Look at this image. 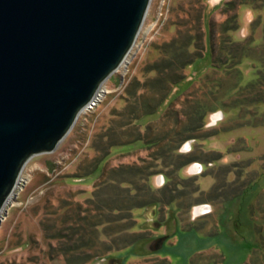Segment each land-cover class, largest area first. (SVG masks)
Instances as JSON below:
<instances>
[{
	"label": "rangeland",
	"instance_id": "1",
	"mask_svg": "<svg viewBox=\"0 0 264 264\" xmlns=\"http://www.w3.org/2000/svg\"><path fill=\"white\" fill-rule=\"evenodd\" d=\"M226 3L223 1L211 7L208 0H151L135 44L125 62L103 83L96 100L81 111L70 133L54 151L34 155L25 163L19 178L21 185L15 188L2 210L0 264H68L63 255H57L55 251V254L50 253L51 246L58 247L63 241L45 236L59 231L58 226H54L55 220L58 216L62 219L66 211L62 209V212H57L58 207L68 202L85 207V200L91 197L104 167L140 163L142 158L150 154L156 159L158 150L166 142L162 141L149 150L144 149L141 140L116 145L94 173L80 178L85 173L86 163L96 155L92 148L93 139L109 126H114L119 119L118 114L124 112L126 103L130 101L131 90L135 88L134 82L144 77L143 69L147 64L160 57L158 47L175 36L179 28L186 29L187 21H192L191 18L195 19L202 13L207 42L210 41L214 55L207 52L187 69L188 73L196 69L203 75L184 94L195 97L202 95L204 104L220 105V110L226 115L219 119L217 126L211 127L214 124H211L213 120L210 118L207 128L198 129L195 135L199 139L192 153L207 159L213 154L210 151H220L225 154L228 163L240 160L237 159L239 154L241 160L250 162L243 179L245 185L242 184L236 195L230 194L232 190L228 185V197L215 204L211 215L198 219L182 217L176 203L165 206L154 203L137 208L134 210L137 221L133 229L116 233V222L106 229L100 227L99 239L91 252L83 248L77 254L81 253L84 257L91 255L90 261L82 264H103L98 256L109 259L104 264H111L114 257H118L123 264H165L160 259H166L168 264H264V125H261L264 124V110L258 105V100H253L254 95L258 97L260 89L251 91L245 86L254 77L253 59H262L261 55L264 54V38L260 29L256 32V38L253 31L247 30L249 23L244 8L240 9V16L236 14L237 19L233 20L235 24H230L237 28L230 33L224 32L226 15L223 11H228L229 7ZM235 13L236 10L227 12L229 16ZM244 32L246 36H242ZM242 53L245 55L241 65L243 76L234 68L228 72L214 69V58L220 63L227 56L239 60ZM262 65L264 63H259L257 68L260 70ZM183 96L177 98L173 105H178ZM158 122L153 126L159 125L160 130L166 129ZM159 134L153 129L148 131L147 137H143L148 141V137L155 138ZM127 139L131 140L130 137ZM233 141V145L239 149L237 153L228 151ZM148 163L147 160L144 164L148 166ZM214 165L219 166L221 162L216 161ZM82 166L84 168L80 169ZM172 168L164 171L171 179L168 178L160 190H152L143 181L137 182L144 187L141 193L143 199L153 195L172 200L176 195L179 198L183 196L181 199L189 204L202 197L215 195L210 192L205 195L194 194L191 190L194 186L191 189L179 188L175 194L172 193L170 190L179 180L184 184L190 181L184 179L187 177L184 171L180 179ZM209 170L213 171L211 168ZM146 172L148 174V170ZM231 178L230 175L229 180ZM223 181V177H219L216 186L223 184ZM199 183L202 190H210L214 179L209 175L200 176ZM184 190L192 194L185 197L182 194ZM72 214L69 212L68 216ZM66 225L62 231L69 235L71 228L68 222ZM149 231L169 233L171 238L154 252L150 247V233L148 237L144 236ZM112 245H118L120 249Z\"/></svg>",
	"mask_w": 264,
	"mask_h": 264
},
{
	"label": "water",
	"instance_id": "2",
	"mask_svg": "<svg viewBox=\"0 0 264 264\" xmlns=\"http://www.w3.org/2000/svg\"><path fill=\"white\" fill-rule=\"evenodd\" d=\"M150 2L0 0V221L27 160L54 151L125 62Z\"/></svg>",
	"mask_w": 264,
	"mask_h": 264
},
{
	"label": "trees",
	"instance_id": "3",
	"mask_svg": "<svg viewBox=\"0 0 264 264\" xmlns=\"http://www.w3.org/2000/svg\"><path fill=\"white\" fill-rule=\"evenodd\" d=\"M237 4V1L227 3L228 11L235 10ZM228 11L227 9L223 11V14L226 15L224 22V32L226 33L237 28L234 25L237 19L236 13L229 16ZM203 15V13L197 15L195 19L190 17L192 21H187L186 29L179 28L175 36L158 47L160 57L147 64L143 69L144 77L138 78L134 82L135 88L131 90L130 101L126 103L124 112L118 114L119 119L114 126H109L93 139L92 148L96 155L86 163L85 173L80 178L94 173L101 163L110 156L112 148L116 145L141 140L145 145L144 149L149 150L162 141L166 143L158 150L156 159L150 154L151 158H142L140 163H119L107 169L104 167L98 177L101 179L94 186L91 197L85 200V207L82 208L78 204L74 206L70 202L58 207L57 212H62V209L66 211L62 219L58 216L55 220L54 226H58L57 230L59 231L50 233V235L45 233V236L63 241V244L60 242L57 245L58 247L51 246L50 253L55 251L58 253L57 255H63L68 264H82L90 261L91 255L84 257L77 252L83 248L87 249V252H91L99 239L100 227L106 229L107 226L116 222L118 223L116 233L131 230L136 226L137 221L134 210L158 200V196L154 197L153 195L146 200L143 199L141 193L144 191V187L139 185L138 181L145 182L146 186L153 190V186L149 183L151 177L173 167L172 170L181 179L183 168L195 161L196 158L192 155H181L178 150L187 140L195 138V133L205 126L209 116L221 108L220 105L208 106L204 104L202 95L195 97L184 94L192 84L199 82L203 75L196 69H193L192 73H188L187 69L202 59L207 52L214 55L210 41L207 42ZM232 22L234 24L230 26ZM243 57H245L243 53L239 60L227 56L226 60H222L221 63L214 58L212 60L213 64L215 62L213 67L215 70L220 69L225 72L234 68L237 73L243 76L244 72L241 69ZM261 58L259 60L252 58L254 77L245 83L246 88L251 91L260 89L258 97L254 95L253 99L259 102L264 101V65L260 67V70L257 67L259 63H264V54L261 55ZM231 63L232 65H230ZM181 95H184L182 101L178 105H173V102ZM156 121H159L157 124L166 127V129L160 130L159 125L153 126ZM153 129L160 132V136L155 138L153 136L151 139L148 137L147 141L143 136L147 137L148 131ZM129 137L131 140L127 139ZM147 160L149 161L148 166L144 164ZM84 167L82 166L80 169ZM146 170H148V174ZM165 174L167 178H170L168 173ZM188 179L190 181H187L188 184L184 187L191 189L194 186L191 190L195 194L197 191L195 179ZM180 182L179 180L176 186L170 190L172 193L175 194L179 189ZM192 192L184 190L182 194L187 197ZM174 196L172 200L160 197L159 200L171 202L177 198L176 195ZM182 200L186 202L184 199ZM192 203L190 202L188 205ZM69 212L73 213L70 217L68 216ZM67 222L71 228L69 235L62 231L63 227L67 226ZM43 230L46 229L43 227ZM74 237L77 238L74 239ZM114 244L117 243L114 242ZM115 246L117 250L120 249L118 245H112L113 248Z\"/></svg>",
	"mask_w": 264,
	"mask_h": 264
},
{
	"label": "flooded vegetation",
	"instance_id": "4",
	"mask_svg": "<svg viewBox=\"0 0 264 264\" xmlns=\"http://www.w3.org/2000/svg\"><path fill=\"white\" fill-rule=\"evenodd\" d=\"M223 1H226L227 3H232L233 1H237L238 4L236 6L237 8L235 9L236 14L238 16H240V9L244 8L246 19H247V11L249 9L253 10L256 18L251 24H248L249 29H247V30H249V32L253 31L252 33H255L254 37L256 38V32L260 29V31H262V36L264 38V0H223ZM259 105H261L263 107L262 109L264 110V101L259 102ZM221 111L223 112V117H224L226 115V113L223 110H221ZM210 118H211V115L208 118V122H209ZM208 122L205 124L204 128L208 127ZM218 124H219V120L214 125H212L211 127L217 126ZM261 125H264V124H261ZM198 139H199L198 137H195V138L187 140L181 146V148L178 150V152L181 155H184V156L192 155L193 157L196 158L195 161H193L192 163L188 164L186 167L183 168L182 171H184V174L187 176V177H184V179H187V178L195 179V185L197 187V191L195 192V194L199 195L200 193H202L205 195L206 193L210 192V193H213L215 195L214 196L210 195L207 198L202 197L203 199L195 201L191 205H188V204H186V202H183V200L181 199L182 196H181V198L177 197L175 200H173L171 202L159 200V197H158V200L152 201L148 204L159 203V204L165 206V205H168L171 203H176L181 210L182 217H187L188 219L189 218L198 219V218H202V217L211 215L214 211L215 204L225 200L228 197L227 195L229 193L226 192L227 188L229 189V187H227L228 185H230V189L232 190L230 192L231 195H236L238 193V191H240V189L242 188V184L245 185L243 183V179L245 178L244 175L247 174L246 168L250 163L249 161L241 160L240 155L237 154V159L239 158L240 160H237L234 163H228V161L226 160L225 154L223 152H220V151H210V152H213V154L210 155L207 159L199 157L196 154L194 155V153H192V151H193V149L195 147V143H197ZM188 142H189V145L186 147L187 149L184 150V146ZM233 144H234V141L232 142L231 146L229 147V150H228L229 153L239 152V149ZM216 161H219V163L221 162V165H219V166L214 165V163ZM210 168L214 172L209 170ZM191 169H193V170H191ZM208 170H209V172H207ZM161 175L164 177V181L162 183H160V176ZM208 175L212 176V178L214 179V185L212 186V188L210 190H202L201 185L199 183V177L200 176H208ZM230 175L232 176L231 180H229ZM219 177H223L224 181H223V184H221L220 186L219 185L216 186V180H218ZM168 180L169 179L167 178L166 174L162 172V173H159V174L151 177L150 182H151V185L153 186L154 189L160 190V189L164 188V186L166 185ZM155 181H158L157 182L158 184H156ZM238 181H239V184H238ZM184 185H186V184H184L183 182H180L178 187L180 189H182V188H185ZM207 206H209V208H207ZM158 226L161 228L159 223H158ZM149 233L151 235L150 236L151 237L150 238L151 239L150 247L154 252L157 251L158 249H160L161 247H163L164 244H166L171 238L169 233H155L154 231H149L147 234L144 233V236L148 237ZM97 258H100V260L103 264L106 260H107L106 262H108V259L105 256H101V257H97ZM105 258H106V260H105ZM112 259H113V261H110L111 264H123V262L118 257H114ZM160 260L164 261L165 264H168L166 259H160ZM151 262H153V261H151ZM146 264H151V263H146ZM152 264H155V263H152Z\"/></svg>",
	"mask_w": 264,
	"mask_h": 264
},
{
	"label": "clouds",
	"instance_id": "5",
	"mask_svg": "<svg viewBox=\"0 0 264 264\" xmlns=\"http://www.w3.org/2000/svg\"><path fill=\"white\" fill-rule=\"evenodd\" d=\"M222 2H223V0H208V4L211 7H214L216 5H220V4H222ZM255 18L256 17H255V14H254L253 10L249 9L247 11V22L249 24H251L255 20ZM246 35H247L246 32L242 33V36H246Z\"/></svg>",
	"mask_w": 264,
	"mask_h": 264
},
{
	"label": "built area",
	"instance_id": "6",
	"mask_svg": "<svg viewBox=\"0 0 264 264\" xmlns=\"http://www.w3.org/2000/svg\"><path fill=\"white\" fill-rule=\"evenodd\" d=\"M20 178H21V177H20ZM20 182H21V179L18 181L17 187H18L19 185H21Z\"/></svg>",
	"mask_w": 264,
	"mask_h": 264
}]
</instances>
